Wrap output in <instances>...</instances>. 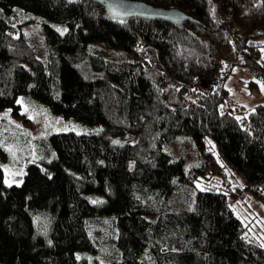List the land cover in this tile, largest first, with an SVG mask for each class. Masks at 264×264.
<instances>
[{
	"label": "trees",
	"instance_id": "16d2710c",
	"mask_svg": "<svg viewBox=\"0 0 264 264\" xmlns=\"http://www.w3.org/2000/svg\"><path fill=\"white\" fill-rule=\"evenodd\" d=\"M143 1L199 25L117 23L87 0H0V110L18 115L26 95L57 117L137 135L134 144L107 133L40 139L43 159L19 186L0 167V264L93 263L92 232L106 224L116 239L108 264H264L231 209L246 193L264 206V105L238 116L225 86L237 66L264 83V0ZM16 9L41 23L46 60L18 35L29 21ZM93 44L130 60L95 55ZM181 138L198 161L189 173L166 151ZM216 175L220 185L197 186Z\"/></svg>",
	"mask_w": 264,
	"mask_h": 264
},
{
	"label": "rangeland",
	"instance_id": "374dc122",
	"mask_svg": "<svg viewBox=\"0 0 264 264\" xmlns=\"http://www.w3.org/2000/svg\"><path fill=\"white\" fill-rule=\"evenodd\" d=\"M15 11L26 13L20 9ZM26 14L25 21L29 22H23L18 35L24 36L36 48L39 57L46 60L47 40L43 27L33 15ZM22 18L23 15L20 13L14 22ZM261 42L264 44V39ZM89 50L93 54L101 55L109 60H130L123 51L107 50L101 44H93ZM261 85L264 83L256 78L249 69L242 66H237L234 69L233 75L227 79L225 86L229 90L228 104L236 111L241 112L238 116H247L257 105H264V90H262ZM17 105L19 106L18 115L15 114L13 107L0 110V167L4 172V181L9 186L22 184L28 165L36 163L38 159H43V154L38 152L35 142L53 134L66 132H74L80 135L107 133L115 144H134L137 142V135L135 134L122 133L115 136L103 125H88L73 119L57 117L30 96H20ZM166 151L178 158H185L186 173L198 165L190 139L175 140L166 147ZM223 172L232 186L244 187L243 178L229 167L225 166ZM222 181V175H216L213 181L203 180L201 183L198 182L197 186L202 189L207 185H220ZM231 209L242 221L245 227V235L264 247L263 204L246 193L241 200L231 203ZM92 235L100 251L99 254L94 255L93 263V257L87 255L88 264H108L106 262L107 256L109 257L116 250V239L111 234L110 226L106 224L103 228H94Z\"/></svg>",
	"mask_w": 264,
	"mask_h": 264
},
{
	"label": "water",
	"instance_id": "95a60500",
	"mask_svg": "<svg viewBox=\"0 0 264 264\" xmlns=\"http://www.w3.org/2000/svg\"><path fill=\"white\" fill-rule=\"evenodd\" d=\"M104 8L105 16L120 23L133 19L163 22L176 28L184 24L199 25V21L179 8L154 6L143 0H87Z\"/></svg>",
	"mask_w": 264,
	"mask_h": 264
},
{
	"label": "snow or ice",
	"instance_id": "6c2138e0",
	"mask_svg": "<svg viewBox=\"0 0 264 264\" xmlns=\"http://www.w3.org/2000/svg\"><path fill=\"white\" fill-rule=\"evenodd\" d=\"M262 90H264V85H261Z\"/></svg>",
	"mask_w": 264,
	"mask_h": 264
}]
</instances>
